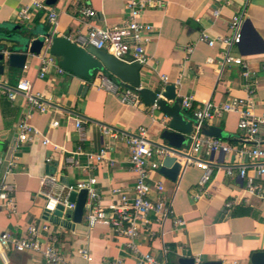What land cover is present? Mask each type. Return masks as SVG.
Instances as JSON below:
<instances>
[{
  "label": "crops",
  "instance_id": "1",
  "mask_svg": "<svg viewBox=\"0 0 264 264\" xmlns=\"http://www.w3.org/2000/svg\"><path fill=\"white\" fill-rule=\"evenodd\" d=\"M34 1L45 0H0V26L5 29V33L0 34V45L5 49L13 45L19 48L22 38L32 40L49 30L50 23L43 10L31 21L18 19L20 6ZM163 2V7H148L140 16L154 26L152 39L146 44L150 64L141 69V85L155 90L174 83L177 96L190 97L193 107H204L207 102L218 107L220 111L209 125H218L222 129L220 138L231 149L201 153L213 172L207 183V193L200 198L195 194L204 173L203 167L189 165L176 180L169 179L160 170L153 174L152 182L163 180L174 213L183 216L187 223L183 228H175L172 216L159 222L151 213L154 235L143 231L139 248L155 255L161 264H179L182 256H193L200 262L221 260L222 264H250L251 253L264 250V198L247 191L244 188L246 179L238 172L243 162L253 167L244 149L257 141L264 142V123L251 140L245 141L242 136L246 131L239 122L247 106L252 108L255 116L264 115V0ZM85 5L94 8V16L82 13ZM52 6L59 13L56 35L71 37L80 30L85 31L89 24L104 28L114 26L126 17L127 11L126 0H58ZM216 8L220 13L214 16ZM234 17L241 19L242 38L239 43L228 46L219 38L234 34ZM211 39L215 40L213 44L209 43ZM228 50L243 57L246 66L222 64ZM208 58H213L215 63L209 62ZM6 60L0 61L5 64L4 73L0 75L9 85H14L9 80L13 66ZM25 64L20 68L19 79L28 78L33 92L44 93L48 102L47 111H32L29 121L50 142L44 144L42 135L22 144L17 152L18 168L8 177L15 185L16 211L8 212L0 205V233L9 230L18 235L23 234L30 223L43 220L45 200L41 193V178L47 172L48 155L54 158L51 167L55 168L59 183H75L95 176V187L107 201L112 198L111 188L131 190L136 178L129 160L130 147L123 134H131L139 126H145L152 141L167 143L160 134L169 119L159 108L146 105L141 96L137 104H126L117 94L101 88L99 70L94 72L92 80L71 71L58 72L55 66L45 76H40L41 58L39 54L31 53ZM165 74L167 82L161 78ZM82 84H89L86 92L79 91ZM240 101L243 105L237 109H223L226 103ZM28 107L22 92L14 100L0 94V157L9 156L17 124ZM181 113L194 123L192 110L182 107ZM52 120H59V125L52 126ZM77 120L81 121V130L76 127ZM102 126L114 128L117 136L104 134ZM105 146L106 158L95 164L90 162L87 153L99 152ZM69 156H74L79 165L69 163ZM229 166L234 170L232 174L227 172ZM1 177L2 167L0 181ZM255 180L264 184L260 174ZM59 237L67 260L74 264H113L118 259L123 264H138L135 256L122 249L126 238L117 236L105 224L90 228L83 219L76 222L73 229L61 230ZM82 246L89 248L92 260L77 252ZM42 260L40 252L10 248L7 260L0 257V264H39Z\"/></svg>",
  "mask_w": 264,
  "mask_h": 264
},
{
  "label": "built area",
  "instance_id": "2",
  "mask_svg": "<svg viewBox=\"0 0 264 264\" xmlns=\"http://www.w3.org/2000/svg\"><path fill=\"white\" fill-rule=\"evenodd\" d=\"M218 1V0H215ZM126 17L118 24L111 27H101L89 24L85 31H78L74 37L67 36L72 42L87 47L94 46L112 53L115 57L126 62H138L142 67L150 64V56L146 51V44L152 39L154 26L152 23L140 19L141 13L148 7H163V0H126ZM43 10L46 19L50 23L49 35L45 37V43L39 54L41 58L40 76H45L46 72L52 66H55L58 72L65 70L56 63V56L50 52L52 38L56 35L59 22V13L54 6L45 1H34L28 4H22L17 11V17L20 21H31L36 13ZM82 13L87 16H94L95 10L89 5L82 7ZM220 13L219 8L214 9L213 14L217 16ZM232 26L234 34L232 36L220 37L219 40L231 46L239 43L242 38L241 19L234 17ZM206 38V35L203 36ZM215 40H209L213 44ZM1 53L7 59L11 53L9 49L3 48ZM208 61L215 63L213 58ZM222 64H239L246 66L243 57L235 56L228 50L222 60ZM26 65V64H25ZM100 87L117 94L120 100L126 104L135 105L139 102V94L128 89L124 84L113 75L100 71ZM247 74V72H245ZM165 82L168 76L161 77ZM19 92L24 93L28 102V111L20 118L17 124V134L11 143L8 157H0V167H2V177L0 181V205L8 212L16 211V201L14 197L15 185L8 180L18 168V150L19 147L27 142H32L43 135V143L47 144L50 139L44 136L41 130L34 126L29 118L32 111L38 110L45 112L48 109L46 95L41 92H33L32 82L21 77L16 84L9 85L0 75V94L7 95L14 100ZM159 97H163L159 93ZM152 104L153 108H158L157 100ZM240 103V105L238 104ZM237 104L226 103L223 109H237L243 105L240 101ZM181 105L185 109L193 111V128L188 133L187 141L180 148L169 145L168 143H157L147 136V128L139 126L133 133H124L127 144L130 147V162L136 173L134 185L131 190L123 187L111 188L112 198L105 200V196L95 187L97 178L91 176L77 180L75 183H59V176L55 171H47L41 178V193L44 196L43 220L42 222H32L28 225L23 234H14L9 230L0 233V257L3 261L7 260V251L14 248L17 251H37L43 256L39 264H74L67 260L64 251L60 245L59 234L61 230L70 228L76 222L67 216L68 212H73L75 202L69 200L70 193L73 190L87 189V199L84 205V219L87 225L92 228L101 223L109 226L117 236H123L126 241L122 249L131 253L138 260V264H161V261L152 253L142 252L139 248L140 239L143 231L149 232L152 236L154 231L151 228L149 215L154 213L156 221H163L172 216L175 228H183L187 220L174 213L172 200L165 193L163 180L152 182L153 174L159 173V168L166 155L175 156L180 165L179 173L189 165H197L204 168V173L199 182L198 191L195 197L200 198L207 193V183L212 176V167L209 162L201 157L203 151H229L231 147L227 145L220 137L208 135L205 129L210 120L220 111L218 107L207 102L204 107H193V101L190 97H184ZM261 123H264L263 116H255L250 106L242 111L239 126L246 131L242 136L243 140L249 141L256 133ZM52 126L59 125V120H52ZM76 127L81 130L82 124L77 120ZM246 129H249L247 131ZM104 134L113 137L117 136V131L109 126H102ZM249 160L254 165L249 167L244 162L239 166L238 174L246 179L245 189L250 193L257 194L264 198V184L257 182L255 177L262 175L264 177V142L257 141L251 147L244 149ZM78 152H81L79 149ZM106 146L99 152L90 151L87 153L88 159L94 164L106 158ZM182 154V155H179ZM52 155L46 157L48 166L53 165ZM67 161L79 165L74 156H69ZM227 172L232 174L234 170L228 167ZM62 204V214H55L58 205ZM228 205L231 202L227 203ZM77 252L85 259L92 260V255L88 247L82 246ZM200 262L197 258L196 264ZM113 264H123L121 259Z\"/></svg>",
  "mask_w": 264,
  "mask_h": 264
},
{
  "label": "water",
  "instance_id": "3",
  "mask_svg": "<svg viewBox=\"0 0 264 264\" xmlns=\"http://www.w3.org/2000/svg\"><path fill=\"white\" fill-rule=\"evenodd\" d=\"M58 0H45L47 4L53 5ZM49 31L34 37L32 40L28 37L22 38L18 46L23 52L11 51L7 57V63L10 66L23 68L25 66L28 54H40L45 43L46 35ZM50 52L58 58V64L66 71H71L83 78L92 80L94 72L99 70L103 73L113 75L121 81L125 87L136 92L141 96L146 105H152L159 93L163 97L157 100L160 112L169 117L166 126L161 130V138L169 145L180 148L187 141V135L193 128V120H188L181 113L182 97L177 96L176 85L169 83L165 87L155 90L142 86L141 64L138 62H126L115 57L109 51L96 48L94 46L83 47L72 42L67 36L54 35L50 44ZM5 56L0 52V61ZM5 64L0 62V74L4 73ZM89 84H82L79 91L86 92ZM168 100H171L169 102ZM208 135L221 137L222 129L218 125H208L205 129ZM182 155V154H179ZM54 171L55 168L48 166L47 171ZM160 172L171 180H176L179 174L180 165L175 156L166 155L159 168ZM67 183H69L67 181ZM87 199V189L79 191L73 190L70 193L69 200L75 202L73 212H68L67 216L73 215V220L80 223L84 213V205ZM63 205H58L55 214H62ZM179 264H196V258L193 256H182L179 258ZM198 264H222L221 260H205ZM250 264H264V250H255L251 253Z\"/></svg>",
  "mask_w": 264,
  "mask_h": 264
},
{
  "label": "trees",
  "instance_id": "4",
  "mask_svg": "<svg viewBox=\"0 0 264 264\" xmlns=\"http://www.w3.org/2000/svg\"><path fill=\"white\" fill-rule=\"evenodd\" d=\"M23 27V26H22ZM46 27L48 28V25H46ZM46 28V29H47ZM5 33V29L4 27L0 26V34ZM30 34V33H29ZM30 36V35H29ZM4 48L3 45H0V51ZM10 51H15V50H19V48H17V46H10L8 48ZM10 76H9V80L12 81L13 84H16L17 81L19 80V75H20V68L17 67H11V72H10Z\"/></svg>",
  "mask_w": 264,
  "mask_h": 264
},
{
  "label": "rangeland",
  "instance_id": "5",
  "mask_svg": "<svg viewBox=\"0 0 264 264\" xmlns=\"http://www.w3.org/2000/svg\"><path fill=\"white\" fill-rule=\"evenodd\" d=\"M24 29V28H23ZM85 221V220H84Z\"/></svg>",
  "mask_w": 264,
  "mask_h": 264
}]
</instances>
